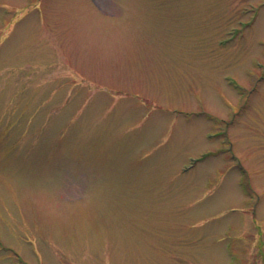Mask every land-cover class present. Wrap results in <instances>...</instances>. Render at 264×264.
<instances>
[{
    "label": "rangeland",
    "instance_id": "obj_1",
    "mask_svg": "<svg viewBox=\"0 0 264 264\" xmlns=\"http://www.w3.org/2000/svg\"><path fill=\"white\" fill-rule=\"evenodd\" d=\"M0 264H264V0H0Z\"/></svg>",
    "mask_w": 264,
    "mask_h": 264
},
{
    "label": "snow or ice",
    "instance_id": "obj_2",
    "mask_svg": "<svg viewBox=\"0 0 264 264\" xmlns=\"http://www.w3.org/2000/svg\"><path fill=\"white\" fill-rule=\"evenodd\" d=\"M103 6H107L110 4V0H101Z\"/></svg>",
    "mask_w": 264,
    "mask_h": 264
}]
</instances>
